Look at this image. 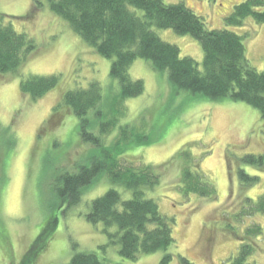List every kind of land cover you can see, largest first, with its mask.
Segmentation results:
<instances>
[{
  "label": "rangeland",
  "instance_id": "obj_1",
  "mask_svg": "<svg viewBox=\"0 0 264 264\" xmlns=\"http://www.w3.org/2000/svg\"><path fill=\"white\" fill-rule=\"evenodd\" d=\"M164 1L185 3L206 19L210 29L249 35L244 43L250 65L259 71L264 69V23L250 17L243 27L227 28L223 22L243 0ZM38 2L42 7L35 9ZM257 11H264V7ZM136 12L142 15V11ZM2 14L17 32L33 38L38 48L19 74H0V264H21L35 239L54 219L57 228L48 247L29 264H69L73 243L78 244L79 251L96 253L112 264H160L164 251L129 261L122 258L117 246L101 249L108 244L103 225H93L85 217L92 201L113 187L108 178L101 177L87 189L75 207L61 202L55 191L56 179L89 164L95 150L82 141L77 117L61 103L63 94L98 81L102 102L110 103L120 93L118 81L110 76L111 61L99 56L55 15L48 0H0ZM154 29L163 40L180 47L181 57H192L202 66V47L192 36ZM59 74V86L38 102L21 92L22 79ZM130 76L144 81L145 93L125 101L127 114L119 124L142 130L150 143L124 156L137 167L151 164L161 172L160 186L148 192L147 198H153L164 215L176 220L172 264H181L179 255L193 264H229L246 237L245 230L254 225L264 227V215L260 213L236 222V213L246 197L256 201L264 194V170L244 167L261 182L246 191L241 190L237 172L242 167L239 160L246 154H264L263 118L244 102H215L177 90L167 74L154 71L145 59L133 63ZM118 133L119 127L105 138V143H114ZM190 144H195L193 152L197 156H204L202 169L217 189L214 199L194 194L186 197L181 191L182 166L173 157ZM114 188L123 200L131 197L130 191ZM245 240L255 247L249 262L264 264V231L258 239Z\"/></svg>",
  "mask_w": 264,
  "mask_h": 264
},
{
  "label": "trees",
  "instance_id": "obj_2",
  "mask_svg": "<svg viewBox=\"0 0 264 264\" xmlns=\"http://www.w3.org/2000/svg\"><path fill=\"white\" fill-rule=\"evenodd\" d=\"M48 1L52 12L81 40L99 56L111 61L110 76L118 81L120 89L110 103L102 102V87L98 81H92L87 88L70 89L63 94L61 103L77 117L82 141L91 144L95 150L89 164L56 179L55 191L61 202L75 207L82 202L87 189L96 185L101 177L108 178L113 187L92 201L85 217L93 225H103L102 232L107 236L108 244L101 249L106 251L110 246H117L118 253L129 261L137 260L142 254L164 251L160 264H172L174 254L170 250L177 244L173 235L176 220L164 215L153 198H147L148 192L160 186L161 172L151 164L141 163L137 167L124 156L129 150L150 143L149 136L142 130L119 124L127 114L125 101L145 93L144 81L133 80L130 68L136 60L145 59L154 71L167 74L173 88L215 102L223 99L244 102L257 109L264 120V69L259 71L250 65L244 43L249 35L243 36L230 29H210L206 19L185 3L170 4L164 0ZM41 7L38 2L35 9ZM262 7L264 0H243L223 18V22L227 28L243 27L250 17L258 24L264 23V11H257ZM136 10L142 11V15L139 16ZM154 28L192 36L202 47V66L192 57H181L180 47L163 40ZM37 48L33 38L17 32L7 22V17L0 15L1 75L19 74ZM60 81V74L37 75L22 79L19 86L24 95L38 102L57 88ZM118 127L115 142L106 144L105 138ZM194 148L195 144L187 145L173 157L182 166L181 191L186 197L194 194L214 199L217 197L216 186L202 169L204 156H197ZM239 162L242 166L237 170L241 190L260 184V177L246 172L244 167L264 170V154H246ZM114 187L130 191L129 200H123L121 192ZM259 213L264 215V194L256 201L246 197L236 213V222L242 223ZM56 228V219L51 220L21 264L31 263L45 251ZM263 231L261 225L248 227L245 239H258ZM245 239H241L238 253L229 258V264H254L249 262V257L255 247ZM72 255L69 264H112L96 253L79 251L78 244L74 243ZM179 261L193 264L182 255H179Z\"/></svg>",
  "mask_w": 264,
  "mask_h": 264
}]
</instances>
